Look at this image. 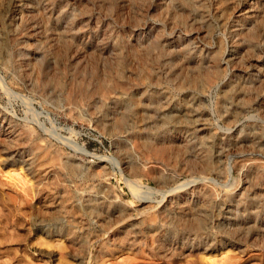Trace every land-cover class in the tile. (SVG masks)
Listing matches in <instances>:
<instances>
[{"label": "rangeland", "instance_id": "rangeland-1", "mask_svg": "<svg viewBox=\"0 0 264 264\" xmlns=\"http://www.w3.org/2000/svg\"><path fill=\"white\" fill-rule=\"evenodd\" d=\"M131 263L264 264V0H0V264Z\"/></svg>", "mask_w": 264, "mask_h": 264}, {"label": "bare ground", "instance_id": "bare-ground-1", "mask_svg": "<svg viewBox=\"0 0 264 264\" xmlns=\"http://www.w3.org/2000/svg\"><path fill=\"white\" fill-rule=\"evenodd\" d=\"M63 13V12H62ZM236 15V14H235ZM245 19V18H244ZM249 19V18H248ZM80 33V32H79ZM61 36V35H60ZM250 44V43H249ZM151 54V53H150ZM150 59V58H149ZM162 60V59H161ZM201 64V63H200ZM198 68V67H197ZM199 68H200V66H199ZM211 68V67H210ZM144 70V69H143ZM198 71V70H197ZM214 71V70H213ZM216 71V70H215ZM197 73V72H196ZM208 73V72H207ZM210 76H211V74H209ZM214 76H218L217 75V73H215L214 74ZM220 76V75H219ZM63 78H65V77H63ZM122 78V77H121ZM215 79V78H214ZM65 80V79H64ZM112 80V79H111ZM110 80V81H111ZM115 80V79H114ZM121 80V79H120ZM119 80V81H120ZM210 77H205V79H204V81L206 82V83H208V82H210ZM118 81V80H117ZM116 81V82H117ZM118 81V82H119ZM138 81V80H137ZM136 81V82H137ZM221 81V80H220ZM114 81H112V83H113ZM154 82V81H153ZM101 83V82H100ZM126 83V82H125ZM130 83V82H129ZM151 83V82H150ZM64 84V83H63ZM109 84V83H108ZM107 84V85H108ZM59 85V84H58ZM113 85V84H112ZM142 85V84H141ZM140 85V86H141ZM126 86V85H125ZM215 86V85H214ZM111 87V86H110ZM117 87H119L118 89H121L122 91H124L125 90V88L123 87V84H120V85H118ZM143 87V86H142ZM158 87V86H157ZM113 88H114V86H113ZM139 88V87H138ZM213 88V87H212ZM109 88H107L106 86H104V85H102V86H100L99 88H98V90H104V91H107ZM115 89V88H114ZM64 90V89H63ZM113 89H111V91H112ZM128 90V89H127ZM74 91V90H73ZM108 91H110V89L108 90ZM113 92V91H112ZM130 92V91H129ZM106 93V92H105ZM108 93V92H107ZM89 95V94H88ZM116 95V94H115ZM78 99V98H77ZM77 101V100H76ZM98 101V100H97ZM239 102V101H238ZM141 109V108H140ZM145 109V108H144ZM119 113V112H118ZM127 114H125V116H126ZM129 115V114H128ZM138 116V115H137ZM141 116V115H140ZM144 117V116H143ZM126 118V117H125ZM128 118H130V117H128ZM137 118V117H136ZM121 119V118H120ZM143 119L144 118H142V120L141 121H143ZM147 119V118H146ZM145 119V120H146ZM125 120L126 119H121L120 121H119V126H120V128H122V126L124 125V123H125ZM148 120V119H147ZM150 120H151V118H150ZM152 121V120H151ZM142 123H145V122H142ZM117 125V124H116ZM128 125V124H127ZM171 126V125H170ZM124 127V126H123ZM130 127V126H129ZM125 128V127H124ZM11 130V129H10ZM116 130V129H115ZM142 130V129H141ZM140 130V131H141ZM163 130V129H162ZM9 132V131H8ZM18 133V132H17ZM27 134V133H26ZM13 135V134H12ZM18 135V134H17ZM20 135V134H19ZM16 136V135H15ZM162 136V135H161ZM189 137V136H188ZM12 138V137H11ZM160 138V137H159ZM8 140V139H7ZM162 140V139H161ZM155 143V142H154ZM163 143V142H162ZM145 144V143H144ZM156 144V143H155ZM168 144V143H167ZM186 144V143H185ZM155 146V145H154ZM141 147V146H140ZM153 147V146H152ZM142 148V147H141ZM150 148V147H149ZM237 148V147H236ZM34 149H36V151H37V147L36 148H34ZM138 149V148H137ZM184 149H186V148H184ZM44 150V149H43ZM164 150V149H163ZM172 150V149H171ZM147 151V150H146ZM174 151V150H173ZM188 151V150H187ZM130 152V151H129ZM37 153V152H36ZM147 153V152H146ZM228 153V152H227ZM168 154V153H167ZM166 154V155H167ZM200 154V153H199ZM151 155V154H150ZM198 155V154H197ZM145 156V155H144ZM165 156V155H164ZM171 156V155H170ZM196 157V156H195ZM29 158H31V157H29ZM167 158V157H166ZM170 158V157H169ZM203 159V158H202ZM200 160V159H199ZM44 161V160H43ZM173 161V160H172ZM202 161V160H201ZM26 162V161H25ZM31 162V161H30ZM171 162V161H170ZM203 163L201 162V165H202ZM205 164H207V163H205ZM258 164V163H257ZM120 165V164H119ZM204 165V164H203ZM247 165V164H246ZM245 165V166H246ZM50 166V165H49ZM124 166V165H123ZM210 166V165H209ZM257 166V165H256ZM259 166H262V165H260L259 164ZM133 167V166H132ZM205 167H206V165H205ZM130 168V167H129ZM134 168V167H133ZM136 168V167H135ZM138 168V167H137ZM201 168H204V167H201ZM199 169V168H198ZM128 170V169H127ZM130 170H132V168L130 169ZM207 170V169H206ZM209 170H211V169H209ZM220 170V169H219ZM256 170H257V168H256ZM259 170V169H258ZM137 171V170H136ZM138 172H139V170H138ZM38 173V172H37ZM95 173V172H94ZM131 173V172H130ZM136 174V173H135ZM214 174V173H213ZM96 176V175H95ZM253 176V175H252ZM259 177H260V175H259ZM55 178V177H54ZM257 178V177H256ZM136 179V178H135ZM130 182V184H131V186H132V188H133V190L134 191H137L138 189H140V188H142V186H141V184L139 183V182H136V181H134V179L133 180H130L129 181ZM145 187V186H144ZM146 188H149V187H146ZM143 189V188H142ZM145 189V188H144ZM203 189V188H202ZM130 191V190H129ZM208 191V190H207ZM206 191V192H207ZM149 193V192H148ZM136 194V193H135ZM164 194V193H163ZM211 194V193H210ZM209 194V195H210ZM65 195V194H64ZM46 196V195H45ZM208 196V195H207ZM74 197V196H73ZM205 197H206V195H205ZM204 197V198H205ZM75 198V197H74ZM211 198V197H210ZM216 198V197H215ZM77 199V198H76ZM75 200V199H74ZM117 200V199H116ZM204 200V199H203ZM73 201V200H72ZM90 201H92L91 200V198H90ZM104 201V200H103ZM201 201V200H200ZM207 200H205V202H206ZM212 201V200H211ZM66 202V201H65ZM97 202V201H96ZM106 202V201H105ZM208 202V201H207ZM74 203V202H73ZM88 203V202H87ZM101 203H103V202H101ZM115 203V202H114ZM74 204H76V202L74 203ZM73 204V205H74ZM80 204V203H79ZM89 204V203H88ZM95 204V203H94ZM97 204V203H96ZM108 204V203H107ZM111 204V203H110ZM159 204V203H158ZM203 204V203H202ZM209 204V203H208ZM207 204V205H208ZM252 204V203H251ZM68 205V204H67ZM95 206V205H94ZM111 206V205H110ZM96 208V207H95ZM111 208V207H110ZM248 208V207H247ZM185 209V208H184ZM246 209V208H245ZM74 210V209H73ZM186 210V209H185ZM216 210V209H215ZM141 211V210H140ZM172 211V210H171ZM147 212V211H146ZM127 213V212H126ZM184 213V212H183ZM186 213V212H185ZM122 214H124V213H122ZM186 214H188V213H186ZM192 214V213H191ZM128 216V215H127ZM130 216V215H129ZM183 216V215H182ZM190 216H192V215H190ZM199 216V215H198ZM134 217V216H133ZM193 217V216H192ZM197 217V216H196ZM123 218V217H122ZM131 218V217H130ZM155 218V217H154ZM201 218V217H200ZM118 219H119V217H118ZM127 219V218H126ZM189 219V218H188ZM187 219V220H188ZM129 220V219H128ZM196 220H198L197 218H196ZM204 220V219H203ZM119 221V220H118ZM125 222V221H124ZM196 223V222H195ZM206 224V223H205ZM201 225H202V223L201 222H197V224H196V226L195 227H197V230H199L200 229V231L202 230L201 229ZM154 226V225H153ZM136 227V226H135ZM228 227V226H227ZM185 228V227H184ZM207 228V227H206ZM137 229V228H136ZM153 229V228H152ZM187 229V228H186ZM205 229V228H204ZM159 230V229H158ZM165 230V229H164ZM167 230V229H166ZM170 229H168L167 231H169ZM131 231V230H130ZM129 231V232H130ZM140 231H142V230H140ZM139 231V232H140ZM134 232V231H133ZM165 232V231H164ZM171 232H174V231H171ZM170 232V233H171ZM178 232V231H177ZM180 232V231H179ZM109 233V232H108ZM126 233V232H125ZM157 233V232H156ZM186 233H188V232H186ZM202 233V232H201ZM127 235H128V233H126ZM133 234V233H132ZM163 234V233H162ZM176 234V233H175ZM178 234V233H177ZM208 234V233H207ZM238 234V233H237ZM153 235H154V233H153ZM152 235V236H153ZM181 235V234H180ZM191 235H193V234H191ZM107 236V235H106ZM115 236V235H114ZM137 236V235H136ZM156 236V235H155ZM200 236H202V235H200ZM128 237V236H127ZM133 237V236H132ZM151 237V236H150ZM190 237V236H189ZM193 237V236H192ZM208 237V236H207ZM120 238V237H119ZM143 238V237H142ZM162 238H164V237H162ZM167 238V237H166ZM196 237H194V239H195ZM97 239V238H96ZM112 239V238H111ZM154 238H152V240H153ZM157 239V238H156ZM199 239V238H198ZM197 239V240H198ZM123 240V239H122ZM139 240H141V239H139ZM181 240V239H180ZM157 241H158V239H157ZM126 242V241H125ZM195 242V241H194ZM136 243V242H135ZM134 243V244H135ZM152 243H154V241L152 242ZM161 243V242H160ZM193 243V242H192ZM137 244V243H136ZM136 244H135V246H136ZM100 245H102V244H100ZM122 245V244H121ZM161 245V244H160ZM185 245V244H184ZM120 246V245H119ZM135 246H133V247H135ZM167 246V245H166ZM143 247V246H142ZM158 247V246H157ZM187 247V246H186ZM194 247V246H193ZM161 248V247H160ZM134 249V248H133ZM166 249H167V247H166ZM85 250V249H84ZM115 250V249H114ZM132 250V249H131ZM153 250V249H152ZM151 250V251H152ZM196 250V249H195ZM141 251V250H140ZM159 251H157V253H158ZM173 253V252H172ZM167 254V253H166ZM171 254V253H170ZM178 254V253H177ZM154 255V254H153ZM162 255V254H161ZM164 255L165 254H163V258H164ZM170 256V255H169ZM169 256H167V258L169 257ZM173 256V255H172ZM190 256V255H189ZM153 257V256H152ZM155 257V256H154ZM227 257V256H226ZM120 258V257H119ZM166 258V259H167ZM121 259H123V258H121ZM133 259H134V257H133ZM227 259V258H226ZM230 258L228 257V260H229ZM226 261V260H225ZM231 262V261H230ZM127 263H128V261H127ZM131 264H133V263H131Z\"/></svg>", "mask_w": 264, "mask_h": 264}]
</instances>
